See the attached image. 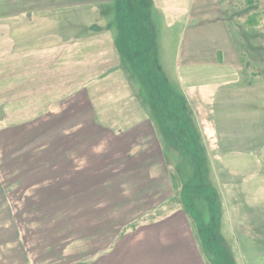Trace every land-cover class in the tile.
Returning a JSON list of instances; mask_svg holds the SVG:
<instances>
[{
	"label": "rangeland",
	"instance_id": "obj_1",
	"mask_svg": "<svg viewBox=\"0 0 264 264\" xmlns=\"http://www.w3.org/2000/svg\"><path fill=\"white\" fill-rule=\"evenodd\" d=\"M123 2L127 28L130 26L127 21L131 18V3L129 0ZM224 2L226 16H233L229 27L235 50L249 77H253L252 73L256 74L258 81L263 80L260 83L264 85V0ZM120 5L119 0L116 4L113 0H0V60L8 53L5 61L19 58L32 63L0 64L3 78L0 79V108L3 110L0 111V186L17 181L21 177L16 179L19 169L33 164L32 158L36 155L47 158L53 152L47 144L33 142L41 138L42 142L47 140L48 143L50 136L62 139L78 131L74 126L77 119L71 115L68 117L71 120L65 119L64 123L60 122L62 118L56 117L60 122L56 127L55 119L47 114L52 99L67 98L89 85L91 97L100 99L96 104H104L106 109L118 104L126 111L130 102L120 97L116 99L113 95L117 92L124 97L132 95L134 88H126L129 79L135 84L139 96L146 95L150 102L159 100L150 89L149 82L153 79L148 82L136 64H125L126 72L121 76L118 73L121 70L114 45L123 34L119 29V16L116 15ZM141 22L137 21L135 25L139 28ZM169 22H173V17L169 18ZM123 36L126 39L129 37L127 30ZM32 37H39L40 42L36 39L33 42ZM18 41L24 44L23 47L12 48L11 45ZM146 64L148 66V62ZM194 72L193 75L197 76L204 74L198 69ZM152 93L153 98L148 95ZM197 109V115H205L200 104ZM113 115L112 110L100 113L101 120L111 119ZM187 115L190 119L195 117V114ZM187 115L185 117L184 114V121H180L176 130L184 142L178 145L181 148L178 160L171 155L173 160L166 161V176L156 180L163 188H168V193L163 194L167 198L162 199H168L167 205L156 209L164 211L163 219L167 215L169 220L174 215H183L189 232L194 234L192 244L196 249L190 252L184 249L185 257L182 259L167 256L176 252L174 247L181 250L178 239L166 238L185 229L182 219L181 227L165 223L161 224L163 226H151L152 231L148 235L163 230V247L157 243V238H151L148 244H152L150 246L154 249L149 252L150 256L142 255V250L135 256L120 250L128 258L119 259V252L114 253L117 264H264V113L214 114L216 121L212 125L218 126L215 139L219 144L209 138L207 129L189 128ZM240 115L243 116L242 121L235 123L236 127L230 124L232 128L226 129L225 116L234 118ZM88 117L81 120H88ZM30 120L33 121L25 123ZM64 124L71 128L64 129ZM6 125L10 128L4 129ZM20 151L28 156L22 165L15 159V154ZM36 172L34 167L28 177H32L39 191L46 192H41L43 198L40 204L26 210L25 218L18 217V210L12 209L6 198L4 205L0 203V264H31L32 258L34 264H80L83 256L87 257L83 258L82 264H102L105 254L102 257L93 255L99 245L96 238L101 229L110 231L119 223H115L117 226L102 223L103 226L92 224L86 228L74 225L71 228L69 224L74 219L70 217L67 221L69 210L63 209L64 205L73 206L87 201L93 193L71 192L66 187L65 175L51 176L48 180L37 176ZM125 179L123 177L121 184H126ZM56 186L60 189H54ZM119 188L121 192L116 196L123 200L128 193L124 192L125 186ZM11 189L15 193L16 188ZM147 190L146 185L136 200L142 201ZM95 193L100 201L113 197L112 193L104 197L97 191ZM42 203H45L44 208ZM155 211L139 216L138 224L124 230L119 238L128 236L127 240L131 243L135 229L153 221V218L147 217L150 213L153 216ZM18 218L25 227L20 235L27 238L29 231L33 236V240H25L27 247L17 238ZM110 252L112 250L109 249L107 253Z\"/></svg>",
	"mask_w": 264,
	"mask_h": 264
},
{
	"label": "crops",
	"instance_id": "obj_2",
	"mask_svg": "<svg viewBox=\"0 0 264 264\" xmlns=\"http://www.w3.org/2000/svg\"><path fill=\"white\" fill-rule=\"evenodd\" d=\"M113 1L116 4L117 0ZM123 1L119 0L121 5L116 13L120 20L119 29L123 33L114 45L115 57L121 70L118 73L121 76L126 72L125 64H136L148 82L150 78L153 79L149 84L150 89L155 92V97L159 99V102L155 99L158 104L154 99L150 102L146 95L139 96L131 79V82L128 79L126 88H134L135 92L133 91L132 95L124 97L120 92L113 95L116 99L120 97L119 99L130 102L126 111L118 104H113L110 109H106L104 104H96L95 102L100 99L91 97L92 90L89 85L78 89L67 98L52 99L48 104L47 113L50 118H62L60 122H66L65 119L71 120L74 116V119H77L74 126L78 131L62 139H52L54 137L50 136L48 143L47 140L42 142L41 138L33 142L39 145L47 144L53 152L47 158H40L38 155L32 158V165H27L23 170L19 169L16 179L21 177L17 181L9 182L6 179L10 184L0 186L2 200L0 203L4 205L6 198L11 203L12 209L18 210V217L23 219L27 215L26 210L40 204L39 201L43 198L41 192H46L39 191L32 177H28L33 168L35 167L36 175L42 179L49 180L51 176L65 175L66 187L71 192L93 193L87 201L73 206L64 205L63 209L69 210L66 213L67 221L70 217L74 219L70 221L71 228L74 225L87 228L92 224L103 226V224L119 223V226L116 225L117 227L111 228L110 231L101 229V233L96 238V244L99 245L93 255L99 254V257H102L105 254L102 264H117L114 253L120 250L130 252L129 256H135L142 250V255L150 256L149 252L154 249L150 246L152 244H148L151 238H157V243L163 247L161 236L163 230L148 235L152 231L151 226L165 223L181 227L183 219L182 225H185V229L177 231L182 234L173 233L166 238L178 239L180 242L178 246L182 250L174 247L176 252L167 256L182 259L185 257L184 249L190 252L195 248L192 244L194 234L189 232L183 215L180 217L174 215L175 218L172 217L171 220L167 215L163 219L161 217L164 216V211L156 209L160 205L165 207L168 201V199L162 201L163 198H167L163 194L168 193V188H163L156 180L163 175L166 176V161L173 160L171 155H175L178 160L177 156L181 151L178 145L184 144L181 140L182 136L176 132L179 123L181 120L184 121V114L185 117L190 113L195 114L193 119L187 115L189 128L197 127L201 131L207 129L209 138L219 144L215 139V130H218V126L212 125L216 121L214 114L264 113V85L260 83L263 80L258 81L256 74L253 73V77H249V72L235 50L234 37L229 27V24L232 25L233 16L230 18L226 16L227 13L223 8L224 0H129L131 18L127 21L130 24L127 28L124 24V16H127V13ZM170 17H173L172 23L169 22ZM140 20L142 22L138 28L135 23ZM126 30L129 34L127 39L123 36ZM31 39L33 42L35 39L36 42H40L39 37ZM22 45L24 44L18 41L11 47L19 49L23 47ZM7 57H9L8 53L4 55V59ZM1 59L0 64H32L19 58L6 61ZM197 69L204 74L193 75ZM0 79H3L2 74ZM0 95L2 96V93ZM148 95L154 97L153 93ZM198 103L205 115H197ZM110 110L114 114L111 119L101 120L100 113H110ZM0 111H3L2 108ZM70 115L71 117L68 118ZM87 116H89L88 120H81ZM241 116L234 118L225 116L226 129L232 128V124L236 127L235 123L242 121ZM55 123L58 127L57 119ZM6 128L10 127L6 125L4 129ZM69 128L64 124V129ZM22 151L15 154L19 165L25 162L27 156ZM188 159L191 160L189 157ZM7 160L8 158L4 163ZM155 162L156 166L153 167ZM230 168L233 169V166ZM123 177L126 178V184H121ZM121 185L125 186L124 192L128 193L123 200L116 196L121 192L119 188ZM146 185L148 190L144 199L137 201V196L143 192ZM12 187L16 188V195ZM57 187L60 189V186L54 189ZM95 191L103 197L107 193H112L113 197L111 200L106 198V201H100ZM42 205L44 208L45 203ZM150 210H156L153 216L150 213L147 217L153 218V221L135 229L132 240L135 244L129 243L128 236L119 238L124 230L138 224L139 216H145ZM176 217L179 219L177 220ZM19 218L16 222L19 234L17 238L26 246L25 240L31 241L33 236L29 231L27 238L20 235L25 227ZM167 247L168 244L166 249ZM109 249L112 252L107 253ZM84 257L87 256L79 260L80 264L83 263L81 261ZM122 258L128 256L119 252V259ZM30 261L34 264L33 258Z\"/></svg>",
	"mask_w": 264,
	"mask_h": 264
},
{
	"label": "trees",
	"instance_id": "obj_3",
	"mask_svg": "<svg viewBox=\"0 0 264 264\" xmlns=\"http://www.w3.org/2000/svg\"><path fill=\"white\" fill-rule=\"evenodd\" d=\"M28 120H29V119H28ZM30 121H31V120H30ZM30 121H26V122H30ZM26 122H25V123H26Z\"/></svg>",
	"mask_w": 264,
	"mask_h": 264
}]
</instances>
